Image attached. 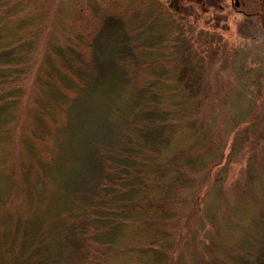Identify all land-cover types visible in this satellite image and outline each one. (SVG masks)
Returning <instances> with one entry per match:
<instances>
[{"label":"rangeland","instance_id":"374dc122","mask_svg":"<svg viewBox=\"0 0 264 264\" xmlns=\"http://www.w3.org/2000/svg\"><path fill=\"white\" fill-rule=\"evenodd\" d=\"M154 1V7L146 10L147 15L126 17V30L130 34L127 39L123 40L117 26L111 27L116 36L108 33L106 46L120 50L106 51L109 55L103 61L108 67L104 66V74L111 66L117 69L122 65L127 75H132L133 71L148 72L150 65L151 69L154 65L160 66L163 74L172 69L176 71L179 66L188 74L184 82L177 80L178 85L186 84L190 78L195 93L204 98L190 97L179 107L172 108L180 117L168 123L178 124V127L174 131L167 129V133L171 132L170 144L160 154L156 168H149L151 173L138 182L140 187L148 189L130 203L131 210L147 218L144 223L130 219L126 240L117 243L107 258H101L107 260L106 264H228L232 253L241 246L237 237L246 234L247 227L254 225L260 215L256 225L264 224V208L261 210L264 202V0ZM89 25L96 26L94 22ZM48 27L36 51L39 56L45 51L48 38L57 40L67 35L57 24L50 23ZM147 28L151 33L155 29L160 35L149 38L154 47L151 62L146 63L143 62L144 51L138 50L135 42ZM128 56L131 66L122 61ZM93 64H96L95 58L89 56L87 66ZM35 73L32 69L26 88H35ZM101 78L109 79L105 75ZM88 85L91 90L84 97L85 101L77 104L79 112L71 128L77 138H72L69 149H62L51 140V149L44 154L49 160L43 154L34 155L33 145L27 146L30 158L22 150V134L36 129L28 122L25 98L20 102L12 135L8 143L3 144L8 148H0V197L3 199L0 213L27 205L28 192L32 189L25 183L29 181L38 188L43 187L53 201V206L46 210L45 222H55L57 230L65 227L68 234L78 236L76 239L83 240V245L90 249L115 233L108 228V211L103 212L109 207L107 203L134 195V187L122 184L123 174L119 176L110 167L109 156L118 166L127 165L125 169H130L137 177L141 164L133 162L132 150L147 143L140 140L137 132L129 138L132 132H127L122 124L128 115L124 113L119 117L118 104L108 103L100 96V84L91 81ZM205 91H209V96ZM88 107L105 111L106 128L93 137L82 128L86 121L93 119ZM138 113L137 110L134 118ZM64 122L71 126L68 121ZM105 129L109 137L103 145L104 141L97 140L107 135ZM74 133H70L71 136ZM66 136L62 134L61 140ZM127 147L128 151L123 150ZM84 149L95 157L93 165L90 155L81 163ZM126 153L130 157H126L125 164L119 157ZM108 171L107 178L118 186L119 192L115 187L114 191L107 188ZM50 185L56 194L50 193ZM85 190L89 191L90 198L84 196ZM63 191L64 197L73 191L72 195L77 193L91 203L96 198L101 209L93 208L86 214L72 213L73 216L66 219L56 211L62 207L63 199L58 194ZM25 215L24 210L15 213L12 225L15 228L22 225ZM82 218L81 223L89 226L87 232L81 231ZM147 219H152L150 226ZM0 220L5 227L7 223ZM123 235L121 233L120 237ZM79 246L67 247L62 262L70 258L76 260Z\"/></svg>","mask_w":264,"mask_h":264},{"label":"trees","instance_id":"16d2710c","mask_svg":"<svg viewBox=\"0 0 264 264\" xmlns=\"http://www.w3.org/2000/svg\"><path fill=\"white\" fill-rule=\"evenodd\" d=\"M154 3V0H0V148L2 150L8 148L3 147V144L8 143L12 135V124L18 117L20 102L24 98L27 103L25 109L29 116L28 122L30 121L31 126L36 129L31 128L26 131L27 133L22 134V150L27 154L26 157L30 158L27 146L33 145L32 149L36 152L34 155L40 157V154L44 155L48 149H51V140L54 145L69 149L72 138H77V134L71 130L79 112L76 106L81 101H85L84 97L88 95V90H91V86L88 85L91 81L100 84L99 94L107 99L108 103L118 104L119 117L124 116V113L128 115L122 124L127 132H132L128 134L129 138L137 132L140 140L147 143L142 146L137 145L136 149L132 150L133 162L141 164L137 170V177L130 172V169H125L127 165L120 167L118 163H114L113 157L109 156V161L112 163L110 167L115 173L118 172L119 176L120 173L123 174L122 184L134 187V195L123 201L116 199L112 203H107L109 207L103 212L108 211L110 216L108 228L114 229L115 233L113 236L108 235L107 241L98 243V250L97 246L88 249L86 245H83V240L76 239L79 237L73 236L71 232L68 234L65 227L57 230L58 224L55 222L46 223L44 220L46 210L53 204L51 196H48L43 187L38 188L27 181L26 187L29 186L32 189L28 192L27 205L0 213V219L7 223L5 227H2L0 220V264H82L85 262L106 264L107 260L102 259L101 256L107 258L117 243H122V239L126 240L125 234L130 230L129 220L134 219L137 223H144V219L147 218V215L137 214L131 210L130 203L148 189L144 186L140 187L138 182L142 177L151 173L148 172L149 168L152 170L156 168L160 154L170 144L171 132L167 133V129L174 131L178 127V124L175 126L168 123L180 117V113H176L172 108L179 107V104H183L190 97L204 98L203 95L195 93L194 83L190 82V78H187L186 84H182L181 81L187 77L188 73L179 66L176 71L172 69L169 70L170 73L163 74L160 66L154 65L151 69L152 65H150L147 67L150 69L148 72L135 73L133 71L132 75H127V70L124 71L122 65H118L122 69L118 66L117 69L111 66L110 71L104 74V66L108 67V65L103 60L108 57L111 49L116 48L113 46L109 49L106 46L107 34H116L111 27L117 26L120 29L117 31L123 34V40L127 39L130 34L126 30V17L130 14L132 17L142 13L147 15L146 10L153 8ZM93 22L95 27L89 25ZM50 23L57 24L67 32V35L57 40L48 38L47 47L39 56L36 51ZM98 34L99 36H95ZM142 34L141 39H137L135 43L138 50L142 48L144 51L143 62L147 63L151 62L154 47V44H151L152 39L149 38L153 35L159 36L160 33L155 29L151 33L147 28V32ZM89 56L95 58L96 64L87 66ZM136 60L138 61L137 58ZM122 61L129 66L132 65L129 56L123 58ZM32 69L36 71L33 76L35 88H26V81L30 80ZM104 75L109 79H102L101 76ZM180 79L181 85H178L177 80ZM208 92L205 91V95L209 96ZM88 108L92 112L93 119L86 121L82 128L84 132L93 137L103 131L104 127L106 128V117L103 114L105 111L100 108ZM135 109L139 111L136 118H134ZM61 114L65 117L63 118ZM64 121H68L71 126L65 125ZM42 125L45 126L44 130ZM105 130L107 133V129ZM69 131L74 134L71 136ZM37 133L39 135H35ZM62 134L67 135L65 140H61ZM108 137L109 132L99 137L97 141H104V145ZM32 139L36 140L35 144ZM15 141L14 138L13 142ZM128 147L123 150L128 151ZM87 152V149L83 150L81 163L83 164V159H87L90 155L93 165L95 157ZM121 155L123 157L119 159L121 158L123 163L127 161L126 157H130L128 153ZM45 159L49 160V156H45ZM98 163L101 164L100 161ZM105 176V181H108L107 188L114 191L115 187L116 192H119L118 186H114L113 182L107 178L110 176L109 171ZM52 181L55 182L54 178ZM55 183L58 185L57 182ZM49 188L50 193L56 194V190L51 185ZM71 193L73 191L66 197H64V191L58 194L63 200L62 207L57 208L56 211L62 217L67 219L73 216L72 213L86 214L91 213L93 208L101 209V204L96 201V198L91 203V200L86 201L77 193L75 195ZM83 194L88 196L89 191L85 190ZM68 198L71 201H66L70 200ZM1 200L3 199L0 197ZM14 204L18 205V203ZM261 207L263 211L264 202ZM21 210H24L26 215L22 220V225L15 228L11 223V218ZM260 217L261 215L256 217L254 225L247 227L246 234L237 237L239 246H241L237 252L232 253L228 264H264V224L256 225ZM83 220L84 218L79 224ZM147 220H150L147 223V226H150L152 219ZM80 225L82 226L81 231L89 230L87 224L81 223ZM121 233L124 235L120 237ZM72 243L75 244L72 245ZM78 244L80 246L76 260L73 261L70 258L68 262L65 263L64 260L62 262L66 248L76 247ZM95 254L97 257L94 256ZM248 254L252 256L249 257Z\"/></svg>","mask_w":264,"mask_h":264}]
</instances>
